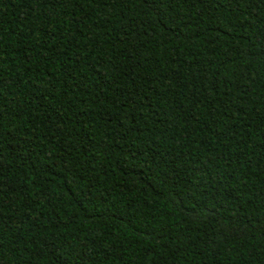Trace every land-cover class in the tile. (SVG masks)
I'll return each mask as SVG.
<instances>
[{"label": "trees", "instance_id": "16d2710c", "mask_svg": "<svg viewBox=\"0 0 264 264\" xmlns=\"http://www.w3.org/2000/svg\"><path fill=\"white\" fill-rule=\"evenodd\" d=\"M0 264H264V0H0Z\"/></svg>", "mask_w": 264, "mask_h": 264}]
</instances>
